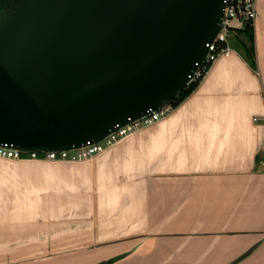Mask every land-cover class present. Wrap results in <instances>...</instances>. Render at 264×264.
I'll return each mask as SVG.
<instances>
[{
	"label": "crops",
	"instance_id": "1",
	"mask_svg": "<svg viewBox=\"0 0 264 264\" xmlns=\"http://www.w3.org/2000/svg\"><path fill=\"white\" fill-rule=\"evenodd\" d=\"M164 119L80 161L0 157V264H264V0ZM239 36V37H238Z\"/></svg>",
	"mask_w": 264,
	"mask_h": 264
},
{
	"label": "water",
	"instance_id": "2",
	"mask_svg": "<svg viewBox=\"0 0 264 264\" xmlns=\"http://www.w3.org/2000/svg\"><path fill=\"white\" fill-rule=\"evenodd\" d=\"M224 15L225 0H0V146L78 149L171 103Z\"/></svg>",
	"mask_w": 264,
	"mask_h": 264
},
{
	"label": "built area",
	"instance_id": "3",
	"mask_svg": "<svg viewBox=\"0 0 264 264\" xmlns=\"http://www.w3.org/2000/svg\"><path fill=\"white\" fill-rule=\"evenodd\" d=\"M257 0H225V15L222 27L215 40L208 44L209 51L198 68L190 75L186 86L195 82H202L213 65L221 56L232 52V46L228 42V35L231 31L244 29L247 25L254 26L257 17ZM175 106L167 103L156 110L149 112L141 118L132 121L124 126L117 127L102 140L88 142L81 148L50 151V152H23L11 147L0 146V157L10 160H50V161H80L90 159L106 149L115 145L121 139L129 136L140 128L151 126L156 122L169 116ZM264 159V153H263Z\"/></svg>",
	"mask_w": 264,
	"mask_h": 264
},
{
	"label": "trees",
	"instance_id": "4",
	"mask_svg": "<svg viewBox=\"0 0 264 264\" xmlns=\"http://www.w3.org/2000/svg\"><path fill=\"white\" fill-rule=\"evenodd\" d=\"M244 33L246 38H239V43L244 49V56L252 66L254 70L258 69L257 66V57H256V48H255V31L254 26L247 25L244 29L236 30L235 33ZM239 37V36H238ZM199 82L190 84L189 86H184L181 88L179 95L175 98L171 104L177 107L182 101H184L199 85Z\"/></svg>",
	"mask_w": 264,
	"mask_h": 264
},
{
	"label": "rangeland",
	"instance_id": "5",
	"mask_svg": "<svg viewBox=\"0 0 264 264\" xmlns=\"http://www.w3.org/2000/svg\"><path fill=\"white\" fill-rule=\"evenodd\" d=\"M236 34L237 33H235V31H231L229 33V35H228V42H229L230 45H235V43H237L238 38L236 37ZM244 38H246V35H245Z\"/></svg>",
	"mask_w": 264,
	"mask_h": 264
}]
</instances>
